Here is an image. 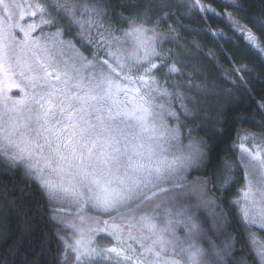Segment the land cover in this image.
I'll use <instances>...</instances> for the list:
<instances>
[{"label": "snow or ice", "instance_id": "obj_1", "mask_svg": "<svg viewBox=\"0 0 264 264\" xmlns=\"http://www.w3.org/2000/svg\"><path fill=\"white\" fill-rule=\"evenodd\" d=\"M196 3L200 4V0H196ZM34 7L35 11L31 15L41 13L40 24H57V18L51 13L48 14L50 18H45L43 14L47 10L39 0H36ZM54 7L56 12L62 13L79 26L78 34L82 39L89 44L101 43L103 33H98L101 40H97L91 33L93 28L102 26L98 22L107 16V0H54ZM200 7L201 11H212L204 5ZM149 11L145 8L133 15L120 17L126 21L127 29L120 27L116 30L125 38L138 42L127 58L118 54L119 48L106 53L112 63L108 59L100 60L99 53L94 54L95 63L82 53H77L84 62V69L99 65V76L89 73L85 79L80 75V68L75 67V75H70L67 70L60 71L54 66L55 59L47 48H42L43 57L34 53L36 67L24 61L20 75L30 73L27 79L31 86L40 89L32 97L37 111L33 113L29 109V115L9 117L6 122L0 115V157L12 164L23 163L27 174L40 184L50 201H67L76 207L75 219L79 223L64 222V226L72 231L60 237L63 244L62 257L65 260L71 258L74 264H98L99 261L120 264L121 258L132 259L130 255H122L124 250L117 246L99 251L92 247V238L98 232H108L117 245L126 243L122 239L124 227L117 223V218L126 222L128 239L135 240L142 248L144 240L155 237L144 248L146 253L152 255V259H138V264H181L182 259L185 264H200V258L204 255V250L194 244L184 247L187 241L177 235L172 220L158 221L155 210H142L145 202L151 201L156 195L155 192L152 196L146 195L145 189L155 186L156 182L165 179L166 174L175 170L176 160L169 163L163 156L167 151L164 144L178 140L180 135L179 116L170 102L173 94L164 86L166 81L162 82L157 75L161 68L167 69L166 75L177 73L180 69L176 63L166 64L157 51L158 42L165 38V34L157 32L155 27H145ZM38 26L30 24L28 29L32 31ZM114 28L115 25L109 22L105 31L111 36ZM240 30L247 32L248 40L259 48L251 30L244 27ZM57 33H60L59 27ZM28 34L25 32L26 36ZM113 39L120 44L119 37ZM36 46L41 47L38 42ZM68 47L74 48L71 42ZM5 49L6 46L0 48V71L7 74L5 63L8 53ZM259 50L264 52V48ZM154 57L160 59L159 65L154 62ZM17 64H21L19 58ZM137 83L140 87H128L129 84ZM165 98L169 99L167 104ZM177 99H181L180 94H177ZM16 103L22 104L23 101ZM181 107L188 114L187 105L182 103ZM11 111L18 109L13 108ZM165 113L174 118L176 128H169L164 122ZM120 124H124V128ZM188 133L191 137L192 129H188ZM129 136L132 139H128ZM242 150L247 153L249 162H256L260 168V175L255 181L245 173L247 182L241 189L244 201L242 219L264 231V159L259 151L252 152L243 146ZM205 157V142L192 138L188 154L180 160V164L191 165ZM243 163L241 159L240 164ZM89 207L109 215L112 223L106 220L94 221L86 215ZM159 207V204L155 205V208ZM253 208L257 209L255 215L252 214ZM125 213L128 215L125 216ZM179 214L182 215L183 210ZM168 215L172 213L168 212ZM101 223L104 227H99ZM137 226L141 232L146 230L150 235L133 236L131 229ZM196 230H199L198 225L192 223L189 231ZM249 239L253 244L256 243L254 234H249ZM230 249L231 243L226 242L223 251ZM254 251L259 264H264V244L255 247ZM112 254H115V262Z\"/></svg>", "mask_w": 264, "mask_h": 264}, {"label": "trees", "instance_id": "obj_2", "mask_svg": "<svg viewBox=\"0 0 264 264\" xmlns=\"http://www.w3.org/2000/svg\"><path fill=\"white\" fill-rule=\"evenodd\" d=\"M28 2L29 10L35 11L36 0ZM39 2L47 10L45 18L51 13L57 24H40L41 13H37L36 31L59 27L85 56L94 58L99 53V58L106 59L100 49L102 41L89 44L82 39L79 26L55 11L54 0ZM200 5L212 11H201ZM107 7V16L98 22L102 26L92 29L97 40H101L98 33L105 31L109 22L115 25L112 34H122L116 30L127 29L121 16L150 9L145 25L166 34L157 51L166 64L176 63L180 69L166 75L167 69L161 68L157 75L166 81L175 104L183 103L189 109L185 114L180 106L178 114L185 137H190L188 129H192L191 135L206 144L203 169L190 177L194 185L206 188L203 199L210 196L214 208L208 206L204 212L194 213L195 200L190 207L184 205L190 208L188 216L199 229L184 238L185 245L202 248L200 260L204 264H258L248 243L247 227L232 202L238 194V183L228 185L230 170L224 166L230 159L236 160L232 148L239 133L264 139V52L259 50L264 48V0H200V4L196 0H107ZM241 27L251 30L259 48ZM154 62L159 65L161 61L154 58ZM180 93L183 100L177 99ZM233 172L236 177L241 174L240 169L238 172L231 167ZM59 234L41 188L20 167L0 158V264H68L61 255ZM226 242L231 243V249L224 252ZM136 253L142 260L152 259L145 251Z\"/></svg>", "mask_w": 264, "mask_h": 264}, {"label": "rangeland", "instance_id": "obj_3", "mask_svg": "<svg viewBox=\"0 0 264 264\" xmlns=\"http://www.w3.org/2000/svg\"><path fill=\"white\" fill-rule=\"evenodd\" d=\"M25 1L3 0V3H0V48L6 46L5 50L8 53L5 63L7 74H5V71H0V115L3 116V120L5 122L8 121L9 117L29 115V109H31L33 113L37 111V105L33 102L32 97L33 94L39 92L40 89L33 88L31 86L30 80L27 79V77L31 75L30 73L25 72L24 75L21 76L20 71L24 61H28L32 63L33 67H36V55H34V53L43 57L44 53L42 51V48H47L48 52L55 59L54 66L58 67L60 71L67 70L70 75H75L74 67L80 68V75L85 77V79L88 78L89 73H95L97 76H99L100 72L99 65H97V67L95 68L89 67L87 69H84L82 67V64L84 62L81 61L77 56V53H82V51L78 49L71 40L64 37L61 30L59 34L57 33V29L36 31L35 28V30L29 31L28 26L30 24H36V18L31 15L32 11L29 10V8L31 7H28L30 6L28 0ZM73 25L78 26L76 24ZM145 27L151 28L147 25H145ZM21 29H23V31ZM156 31L159 33H163L158 30ZM25 32H29V34L26 36ZM100 33H103V39L101 40L102 46H100V49H103L105 51L104 55L110 63H112V59L106 55L107 52L117 51V49L119 48L120 51L118 54L123 58H127L128 54L137 47V41L131 38H125L123 34H112L110 36L108 32H105L103 30H100ZM149 35H151V33H149ZM113 37H119L120 44H117L116 40L113 39ZM165 39L166 34L165 38H162L158 42V46L160 43L164 42ZM36 42H38L41 47H37ZM69 42H71L74 48L68 47ZM141 55H143V52H141ZM83 56L85 55L83 54ZM17 58H19V60L21 61V64L19 65L17 64ZM87 58L88 60H93V62L95 63L94 58ZM103 59L104 58H100V60ZM121 62H123V59ZM9 65L10 67H8ZM122 83L127 82L122 81ZM128 87L131 89L133 87H140V85L138 83L129 84ZM168 90L171 92L169 88ZM180 96L182 97L181 93ZM183 99L184 98L182 97V100ZM17 101H23V103L17 104ZM157 102L159 103L160 101L158 100ZM164 102L167 104L169 102V99L165 98ZM170 102L172 109L178 115L181 104H179V106L175 104L173 95L170 98ZM13 108L18 109V111H11ZM92 119L93 123H95L94 117ZM163 119L169 128L177 127L176 121L172 116H169L165 113ZM120 127L124 128V124H120ZM192 138L202 140L193 135H191V137H185L180 129L178 140H173L170 144H164V147L167 149V151L163 153V156L167 158V161L169 163H171L173 160H176V163L174 165L175 170L166 174V178L156 182L155 186H149L148 189H145L146 195L152 196L153 192H155L156 195L152 197L151 201H146L142 206L143 211L152 212L153 210H155V213L158 214V221H166L169 219L172 220V223L176 226L177 235L181 238V240H185L184 238L190 234L189 228L191 227V224L196 223L194 222L195 220L193 218H191L190 220V216H188V211L190 209L188 207H190L192 202L194 203V200L196 202L194 203V208H192V211L194 213L204 212V209H207L208 206L210 208H214V204L211 202L215 203V201H213L210 196L203 199V195L204 193H206V188L201 184L194 185L195 182H192L190 177L192 172L201 171L203 169L205 158L191 165L182 166L180 164V160H182L184 156L188 154V145L190 144V140ZM128 139H132V137L129 136ZM133 142L135 143V141ZM242 146L244 149H248L252 152L259 151L261 158L264 159V139L259 136H252V134L248 132L239 133L233 142L232 148L233 152L235 153L234 156H236V160L231 161L230 159L224 166V169L230 170L228 185H231V183H238V186L236 187V191L238 194L236 197L232 198V202L237 208L241 221L247 227L248 243L255 260L259 264L254 248L264 244V231L260 230L256 225L247 224L242 219L241 209L244 206V201L241 196V189L244 188L247 182L245 173L247 172L249 174V177L255 181V179L260 175V168L256 162H249V157L247 153L243 152ZM9 151L13 152L14 150ZM159 154V149H157V155ZM129 155H131V152H129ZM0 158L5 163L11 166L20 167L24 171L26 176L32 179L41 188L40 184L33 177L27 174L26 168L23 163L12 164L3 157ZM154 159H156V157H154ZM241 159L244 160L243 165L240 164ZM231 167L236 169L238 172L240 169L241 174L238 177H236L237 175L234 174V172L231 174ZM53 178L55 179V177ZM161 189H163L164 191H161ZM41 190L45 194L50 208L52 209L54 218L56 219V222L59 226L60 237L67 235L72 231V229L66 228L64 226V222H75L77 224L79 223V221L75 219L77 215L76 207L74 205H70L67 201H50L45 193V190H43L42 188ZM193 196L194 198H192ZM236 201H239V203H237ZM157 204L160 205L159 208H155V205ZM185 204L188 207H184ZM61 208L63 209V211H56L57 209ZM181 210H183L182 215L179 214ZM256 211L257 209L253 208L252 214L255 215ZM168 212H171L172 215L169 216ZM86 215L92 217L94 221L106 220L109 224L112 223L109 215L100 212L99 210L91 209L90 207L87 209ZM127 215L128 213H125V216ZM138 216L139 212L137 213V218ZM117 223H120L124 227V231L122 232V239L126 241V243L117 245L115 239L111 237L108 232H98L92 238V247H96L99 251L102 248L117 246L118 248H122L124 250L122 255L132 256L131 260H123L121 258L120 264H138V259H142L137 256L136 251H144L143 248L148 247L151 243V240L155 239V237L153 236L151 237V239L144 240V247L142 248L141 245L135 240L128 239L129 230L127 228L126 222L124 220H121L120 218H117ZM133 223H135V221H133ZM196 224L198 225V223ZM99 227H104V225L101 223L99 224ZM131 234L137 237H140L142 235H150L146 230L141 232L138 226L131 229ZM249 234L255 235V244L250 241ZM165 238L167 239L168 237L165 236ZM129 245L131 247H129ZM184 247H187V245H185ZM112 255L113 262H115V254ZM178 259H180V257H178ZM67 262L68 264H74V261L71 258L67 259ZM85 264H87V262H85ZM98 264H106V262L99 261ZM181 264H185V261L183 259L181 260ZM200 264L204 263L200 260Z\"/></svg>", "mask_w": 264, "mask_h": 264}]
</instances>
